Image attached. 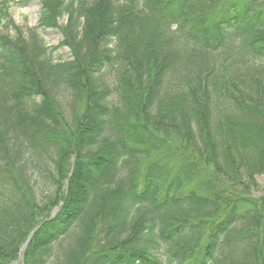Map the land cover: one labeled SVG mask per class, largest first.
I'll return each mask as SVG.
<instances>
[{"label": "trees", "instance_id": "obj_1", "mask_svg": "<svg viewBox=\"0 0 264 264\" xmlns=\"http://www.w3.org/2000/svg\"><path fill=\"white\" fill-rule=\"evenodd\" d=\"M40 4L52 47L0 3V264H264V0Z\"/></svg>", "mask_w": 264, "mask_h": 264}, {"label": "rangeland", "instance_id": "obj_2", "mask_svg": "<svg viewBox=\"0 0 264 264\" xmlns=\"http://www.w3.org/2000/svg\"><path fill=\"white\" fill-rule=\"evenodd\" d=\"M4 0H0V3ZM9 4V15L13 18L14 23L21 28V30L27 34L36 28L39 34L44 38L48 46L52 47L57 45L62 40L61 33L56 28L41 29L38 28V18L41 8L40 0H6ZM66 14L59 17L58 23L64 24L66 21ZM0 31L8 33L9 35L15 34L13 25L8 22L0 23ZM60 55L63 59L70 57V51L66 46H60L55 50V55ZM258 187L250 191L252 196L259 197L264 193V175L257 177ZM235 190V189H233ZM237 190H242L238 188ZM246 192V191H245Z\"/></svg>", "mask_w": 264, "mask_h": 264}, {"label": "water", "instance_id": "obj_3", "mask_svg": "<svg viewBox=\"0 0 264 264\" xmlns=\"http://www.w3.org/2000/svg\"><path fill=\"white\" fill-rule=\"evenodd\" d=\"M30 237H31V234L29 235V237L27 238V240L25 241V243H24V244L22 245V247L20 248L18 261H21V260H22V254H23V251H24V249L26 248V245H27V243H28ZM15 264H17V263H15Z\"/></svg>", "mask_w": 264, "mask_h": 264}]
</instances>
